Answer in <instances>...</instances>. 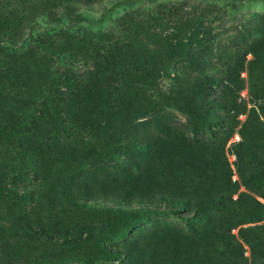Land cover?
<instances>
[{
    "label": "trees",
    "instance_id": "trees-1",
    "mask_svg": "<svg viewBox=\"0 0 264 264\" xmlns=\"http://www.w3.org/2000/svg\"><path fill=\"white\" fill-rule=\"evenodd\" d=\"M95 1L0 0V264L68 262L77 256L67 249L73 245L99 249L97 256L81 258L84 263L115 260L105 249L104 231L134 213L158 217L155 210L111 207L112 194L126 204L130 196L152 200V179L161 173L157 194L170 200L168 214L190 212L185 220L196 223L184 228L155 221L131 248H140L151 264H245L239 239L251 262L264 264V223L240 228L237 238L230 234L262 220L264 206L245 194L231 199L235 189L220 144L228 127L206 118L225 113L233 121L243 112L232 98L235 83L224 73L204 72L206 61L195 51L188 62L195 74L182 75L187 95L164 92L154 53L143 42L145 27H125L120 37L92 30L76 7ZM145 1L118 0L111 8L123 11ZM62 10L75 14L64 19ZM254 42L252 63L264 53V25L260 42ZM162 52L179 60V40L172 38ZM255 69L262 77L264 66ZM262 86L257 81L250 91L264 96ZM153 97L184 113L189 130L164 120L155 135L139 128L143 124L135 120L153 110ZM257 110L264 121V107ZM247 121L233 145L237 169L243 185L263 194L264 145L256 141L264 140V132L254 108ZM216 127L213 136L197 138ZM125 145L144 150L140 174L137 161L119 177L99 169ZM250 163L256 166L246 174ZM132 171L138 178L127 191ZM84 220L93 227L82 226Z\"/></svg>",
    "mask_w": 264,
    "mask_h": 264
},
{
    "label": "rangeland",
    "instance_id": "rangeland-1",
    "mask_svg": "<svg viewBox=\"0 0 264 264\" xmlns=\"http://www.w3.org/2000/svg\"><path fill=\"white\" fill-rule=\"evenodd\" d=\"M116 1L118 0H96L94 3L89 4L90 6L80 3L76 7L77 13L86 24L92 26V30L101 27L103 32L117 37L121 36L122 29L125 27L128 28L129 26L133 30L135 26L140 28L144 26L143 42L154 53L153 68L157 83L164 92L172 91L182 96L187 95L183 89L186 82L182 75L195 74L188 63L195 51L200 52L206 61L204 72L214 76H220L221 73H224L233 80L235 83L233 90L235 91L232 98L243 112L236 116L233 121L229 120L225 113H209L206 118L212 121L217 120L228 127L229 136L222 139L220 144L223 157L230 170L229 181L235 189L231 194V199L235 200L238 195L245 194L264 206V199L260 196L264 193L258 194L256 190L242 184V176L237 169L233 147L234 144L240 142V132L246 128L245 121H247L252 108L257 112L262 132H264V121H262V116L257 110V106L264 107V96H260L254 90L253 92L250 91L251 85H254L257 81L263 84L261 89L264 91V72L262 77H259L255 69L264 66L263 51H261L262 59L251 62L254 56V41L257 43L258 40L259 43L263 34L264 0H147L141 5L123 11L111 8V5ZM71 13L75 14L74 11ZM71 13L69 10H62L64 19L71 17ZM84 36L88 35H81V37ZM153 36L154 38H152ZM174 37L180 42L181 57L177 61H170L164 58L162 51ZM103 39L100 40V43L103 42ZM154 41L156 44L153 43ZM239 66L240 71L237 70ZM235 72L236 81L234 80ZM159 120H164L170 126L182 131L187 132L189 130V119L184 113L173 109L172 106L165 105L155 97H153V110L146 116L136 119L135 122L143 124L139 128L143 129L145 133L155 135ZM219 129V127L213 128L212 134L200 131L197 138L207 139L216 134ZM256 142L264 145L263 139ZM143 154V149L132 148L127 145L122 146L117 155L111 158V161L100 166L99 169L106 168L112 177H119L123 172H126V169L133 168L135 166L134 162L137 161L139 165L136 169L140 174V168L146 163V157ZM259 159H264V156ZM255 166V163H250L246 167L245 173L249 174L248 172L253 171ZM92 170L89 169L88 173ZM161 174L152 179V184L156 189L152 200L146 198L136 199L134 196H130L129 200H125L129 202L126 204L124 198L112 194L110 203H108L109 206H119L127 212L134 210L146 213L149 209L155 210L158 219L153 220L147 218V214L134 213L132 219H129L128 216L118 224L117 228L104 231V237L107 239L104 244L105 249L114 252L113 257L115 260L108 259V261L97 264H151L149 258L146 257L147 254L143 253L140 248H131V243L135 244L142 241V236L150 229L152 223L159 221L184 228L196 223L185 220L190 217V212H178L176 215L168 214V211L172 209L170 200H161L157 194ZM136 178L138 177H135L133 173V178L126 181L124 187H127V191L129 187H134L131 182ZM151 195L149 194V196ZM89 219L92 221L94 218L90 217ZM263 223L264 217L258 222L239 225L233 228L230 234L237 238V232L240 228L260 226ZM81 224L86 228L94 225H91L87 220H84ZM102 230H105L104 227L101 228ZM84 232H87V230L83 229L82 237H84ZM91 234H94V231ZM95 235H97V231ZM237 241L242 245L245 264H253L247 246L239 239ZM67 249L70 250L69 253H77V256L74 255V259L64 263L62 261L57 263L53 259L49 264H87L81 258H93L98 255L99 250L96 246L83 245H73Z\"/></svg>",
    "mask_w": 264,
    "mask_h": 264
}]
</instances>
